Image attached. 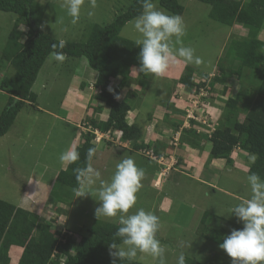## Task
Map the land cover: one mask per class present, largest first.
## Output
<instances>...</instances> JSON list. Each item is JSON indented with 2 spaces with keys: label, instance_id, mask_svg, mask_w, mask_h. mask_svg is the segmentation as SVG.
<instances>
[{
  "label": "rangeland",
  "instance_id": "rangeland-1",
  "mask_svg": "<svg viewBox=\"0 0 264 264\" xmlns=\"http://www.w3.org/2000/svg\"><path fill=\"white\" fill-rule=\"evenodd\" d=\"M37 1L47 7L42 20L43 32L58 41L63 40L70 43L87 42L95 26L111 23L119 10L125 9L132 2V0H96V7L92 9L91 0H85L79 21L72 24V18L67 15L66 9L62 6L64 0ZM154 3L158 8L163 9L158 1ZM178 3L184 9L180 16L186 25V35L182 38L181 44L179 41L175 43V47H192L195 49V55L201 57L203 63L197 66L194 63L186 64L182 58L177 59L191 67L195 75L199 76L210 75L213 72L211 77H214L221 74L219 67L226 68L228 71L235 68L232 67L234 64L237 67L239 62L233 64L231 58L227 56L228 48L233 40H241L239 38L245 37L247 32L240 25L231 28L210 19L211 7L209 5L197 0H178ZM89 11H94L95 14L89 17ZM16 19L15 14L0 12V67L6 69L0 73V81L4 76L10 78L14 75L13 68L8 65V62L1 59V55ZM133 21L126 25L121 36L136 42L140 38V34L134 30ZM21 28L26 32V23ZM259 38L264 41V30ZM93 72L95 77L92 75ZM249 74L246 72L242 77L247 78ZM131 75L132 81L122 89L118 100L123 102L128 95L127 91L131 107L134 106L137 99H143L146 103L144 115L154 110L151 107L156 105V101L158 102L164 97L168 100L170 98L168 94L171 93L170 90L167 92L168 87L170 89L172 85L176 84L173 82L171 85L164 82L160 84V80L156 76L141 83L135 78L136 71H133ZM96 76V72L90 69L85 58H65L63 62H59L54 58V55H50L32 89L37 96L36 109L28 107L23 110L11 130L5 136L0 137V199L17 207L5 242H3V248L1 247L0 250V264H18L21 252H23L29 237L33 234L36 225L43 219L51 223L54 230L61 233H65L69 229L80 231L87 226H93L98 220L119 224V214L116 217L101 216L98 219L95 216V209L99 206L98 196L95 195L100 188L99 180L92 188L93 197L91 195L78 197L76 193L73 202L65 206L67 208L65 213L58 210L54 214L53 210H47L53 201L49 200L50 197L45 186L55 184L54 172L66 170L67 162L62 163L59 157L65 151L75 147L76 137L79 138V134L83 135L82 129L80 128V131L78 127L74 126L72 118L69 117L68 110L62 103L63 97L67 96L68 99H71L66 92L70 86L76 83L73 80L75 77L80 82L90 84V82L96 81ZM199 76H195L196 79H201ZM230 79L233 82L237 81L235 76H227L226 81ZM244 82L242 84L247 87L246 79ZM119 84L120 79L112 74L109 90L113 91L118 88ZM218 84L216 83V85ZM235 84L238 85L237 82ZM150 86L152 88L148 91ZM135 87L139 89L135 91ZM182 90L184 91L185 88ZM96 92L98 93V91ZM145 92L148 94L145 95ZM171 96L174 98L173 93ZM213 96L219 95L213 93ZM210 98L211 96L203 99L208 102ZM8 100L9 95L0 89V115ZM166 100L163 103L168 102ZM179 102L183 103L180 100ZM172 105L173 111L176 110V104L172 103ZM206 107V110H195V115L201 119L204 118L208 124L214 121L213 123L220 128L219 120L223 119L222 112L218 114L213 109L212 103L209 106V102ZM170 109L169 107V111ZM172 112L170 114L174 116ZM244 115L240 116L239 121H243ZM84 122L91 121L86 119ZM199 127L200 125L197 126V128ZM186 130L188 129H185L184 125L179 128V131L183 133L179 137L180 142L189 139L185 133ZM170 131V135L172 134L176 138L177 135L174 133L176 128ZM128 144L119 143L114 146L104 139L97 147L98 151L90 166L101 173L100 179L104 181H110L116 170V164L129 156L135 160L138 167L145 170V176L141 181L142 187L136 194L137 202L133 208L129 209V214L143 208L159 217L160 228L157 238L165 247L166 264H177V258L181 252L185 257L192 258L202 264H232V258L219 247V244L207 239L202 234L209 235L225 230L227 235L231 229L243 226L234 215L229 214V209L252 195L247 181L249 165L248 162L246 163V155L237 151L234 158L238 167H227L226 162L222 161L225 169L216 172L215 175L210 174L209 178L213 180L212 183L219 186L217 190L195 182L194 178L199 174L192 171H188L180 178L175 174L169 175V177L165 176L167 178L160 175L161 178H165L163 184L160 188H154L152 187L153 177L159 175L163 168L165 169L164 165L168 166L172 162L170 157L173 156V162H175L173 166L178 167V158H181L177 153L179 147H175L176 151L173 154L163 155L165 162L159 166L154 160L143 157L131 148H126ZM107 145L111 147H107ZM148 148L154 150V147ZM187 157L185 155L181 159L185 161L188 159ZM208 160H210L209 157ZM171 169L173 170V168ZM169 170L168 167L165 174H169ZM45 175L47 176L44 178ZM32 180L35 181L33 184ZM36 182L42 186L38 187L39 198L32 201L29 198L32 195L29 196L26 192L37 188ZM36 202L39 204L36 205ZM20 210L30 211L34 214L27 218L25 213L19 212ZM207 214L209 217L204 220ZM181 241L185 242L184 247H180ZM132 261L141 264H158V261L150 255L139 252Z\"/></svg>",
  "mask_w": 264,
  "mask_h": 264
},
{
  "label": "trees",
  "instance_id": "trees-1",
  "mask_svg": "<svg viewBox=\"0 0 264 264\" xmlns=\"http://www.w3.org/2000/svg\"><path fill=\"white\" fill-rule=\"evenodd\" d=\"M155 1L170 14L182 15L184 12L178 0H153ZM197 1L211 7L209 17L213 21L228 27L240 25L248 32L246 38L233 40L228 48L227 56L231 58L232 63L240 64L238 63L237 67L232 64L236 69L231 68L230 71L219 67L221 74L215 75L211 80L212 95L215 84H226L227 76L236 77L240 82V90L235 97L225 102V119H221L220 128L217 127L211 137L203 133L212 145L210 161H225L227 167H233L237 151L246 154L247 158L249 153L254 152L259 158L255 164L249 165L248 174L256 172L264 178V41L259 38L264 30V0ZM46 9V5L37 0H0V12L17 16L1 55V59L13 68L14 75L10 78L4 76L0 81V89L9 95L8 103L0 115V137L11 130L23 110L28 107L36 109L37 96L32 89L48 57L56 52H62L67 59L85 58L90 69L97 74L93 86L109 109V115L105 122L91 120L90 125L104 133L121 132L124 142L134 143L133 151L148 148L144 145L141 128L134 124L130 125L127 121L128 113L132 109L128 102L129 94L123 102L118 100L122 89L132 81L133 71L137 72L136 80L141 83L154 77L153 74L140 70L138 61L140 49L136 42L121 36L126 25L142 11L138 0H132L128 7L119 10L111 23L95 26L87 42H65L63 49L53 48V45H58L60 41L42 30ZM25 23L26 32L21 28ZM4 71L6 69L0 67V73ZM246 72L250 74L243 78L242 75ZM112 74L120 79V84L118 88L110 91ZM194 76V70L186 66L178 81L179 85L190 92L194 87L200 88L203 85L196 84V81H207L211 78V74L203 75L201 79L195 81ZM245 79L247 87L242 84ZM178 113L181 115L182 123L175 125L176 130L184 124L186 117L184 110H174V114L179 115ZM242 114H245L244 119L239 121ZM192 124L196 123L192 121ZM186 131H192L194 134L196 132L193 129ZM82 136V145L75 149L80 153V159L75 163H68L66 170L57 176L50 192V199L53 202L58 201L65 206L73 202L79 188L73 169L89 166L95 156L94 154L90 161L87 160V150L90 147L97 149L93 141L95 135L83 132ZM173 149L175 151V146ZM155 154L157 158L163 155L156 151ZM16 211L15 205L0 199V250ZM208 217V214L205 215L204 220ZM118 227L119 224L98 220L93 226H87L80 231L69 229L61 233L43 219L36 225L18 264H112L109 245L121 242L115 236ZM202 235L220 245L226 231ZM122 264L141 263L125 259ZM185 264L202 263L185 257Z\"/></svg>",
  "mask_w": 264,
  "mask_h": 264
},
{
  "label": "clouds",
  "instance_id": "clouds-1",
  "mask_svg": "<svg viewBox=\"0 0 264 264\" xmlns=\"http://www.w3.org/2000/svg\"><path fill=\"white\" fill-rule=\"evenodd\" d=\"M84 2L85 0H64L62 6L72 18V24L79 21ZM138 2L142 11L134 19L133 28L140 34L136 45L140 49L138 61L142 72L161 77L177 58H182L186 64L194 63L199 66L203 63L192 47H175V43L179 41L181 44L186 35V25L180 15L168 14L166 10L158 8L153 0ZM95 7L96 0H91V8ZM94 14V11L88 12L89 17ZM57 47L63 49L65 41L60 40L58 45H53V48ZM53 55L59 62L66 58L62 52ZM95 152L96 148L90 147L87 150V160L90 161ZM258 158L257 153H249V165L255 164ZM59 159L62 163H75L80 159V153L70 149L62 153ZM73 172L79 182L78 197H93L92 188L97 180L100 181V188L95 193L99 202L95 209L97 219L101 216L116 217L119 214V227L115 236L121 242L109 245L112 264H117V261L122 264L125 259L133 260L138 252L150 255L158 264H166L165 247L157 238L159 217L143 208L129 214V209L137 202L136 194L142 187L141 181L145 176V170L138 167L131 156L116 164L110 181L101 180V173L90 165L77 167ZM247 181L251 188V197L229 209V214L234 215L243 226L231 229L219 247L232 258V264H264V178L252 172L247 176ZM184 246L185 242L181 241L180 247ZM177 264H185V255L182 252L177 258Z\"/></svg>",
  "mask_w": 264,
  "mask_h": 264
},
{
  "label": "crops",
  "instance_id": "crops-1",
  "mask_svg": "<svg viewBox=\"0 0 264 264\" xmlns=\"http://www.w3.org/2000/svg\"><path fill=\"white\" fill-rule=\"evenodd\" d=\"M236 26L237 25H234L231 28H234ZM247 34H248V32L246 33L245 37H240L239 39L246 38ZM185 67H186V65L177 59L175 63L170 64L168 70L165 72V74L163 76L157 77V79L160 80V84L162 82H164L166 84L169 83L170 85L172 82L176 83L175 85H172L170 89L168 87V90H167V92H169V90H170L171 93L174 94V98H172L171 93H170V94H168L170 97L168 100H166L164 97V99L162 98L158 102L156 101V105L154 107H151V108H154V110L152 112H148L145 115L143 114V112H144V108H145L146 103L144 102L143 99L139 98L140 100L137 99V101L134 103V106L132 107L131 111L128 113L127 119L129 121V124L130 125L131 124L137 125L143 131L144 145L148 146V147H154V150L156 152L162 153L163 155H168L169 153L173 154V151H174L173 146L175 143L174 142L175 137L171 134L173 136L172 137L169 132H171L170 130H172V129L175 130L176 124L182 123L181 115L179 113H178L179 115L174 114V111L172 109V107H173L172 103L176 104V106H177L175 108L176 111L177 110H181V111L184 110V106H182L181 102L178 103V101H179L178 98L180 97L178 95L180 94V95L186 97L187 96V94H186L187 89H185L183 91L182 89L184 87L180 86L178 81H179L181 75L183 74ZM211 74H213V72ZM92 75L95 77L94 72ZM195 76H199V75H195ZM195 76H194L193 80L196 81L198 79H196ZM199 77H201V76H199ZM135 78H137V76ZM73 80L76 83H74L72 86H70L66 92V94L71 99H68L67 96H65V97H63L62 103L67 108L68 113H69L68 115H69V117L72 118V120L74 122V126L78 127V129L80 130V125L86 119H89L90 121L93 120V121H98V122H105L108 118V115H109V109L107 108L105 103L102 101V99H100L99 94L94 89L93 84H95V81H93V83L90 82V84H88L87 82H80V80H78L77 77H75ZM236 82L238 83V85L235 84ZM151 88H152V86H150L148 88V91ZM213 88H214V95L217 94L219 96H215V97L213 96L212 97V94H211L209 106H210V103H212L213 109L218 114L222 112V114H223L222 118L225 119V116H224V114H225L224 113L225 112V108H224L225 102L228 101L230 98L236 96V94L240 90V82L239 81L233 82V80L230 79L229 81H227L226 84H223V83L218 84V85L215 84V86ZM134 89L136 91L139 88L135 87ZM224 91L227 93H224ZM147 92H145V95ZM124 93H125V91L123 92V94ZM126 94H129V92L127 91ZM164 94L166 95V93H164ZM142 96H143V94H142ZM164 100H166L168 102L163 103ZM161 105H164L165 107H162ZM169 107L171 108L170 111L171 112L173 111L172 114L174 116H171V114H170L171 112L169 111ZM206 109H207V107H206ZM69 122H71L70 119H69ZM219 123L221 124V119L219 120ZM178 131H179V129L176 130L175 132L174 131L173 132L176 135V133ZM185 133L189 136V139H187V140L184 139L183 141L179 142V146H178L179 149H178L177 153L180 154L181 158H183L185 155L188 156L187 157L188 159L184 161L183 159L178 158V167H176V166H173L174 165L173 163H175V162H173V156L170 157L172 162L169 165V169H170L169 172L170 173L167 174V177H169V175L172 176L175 174L178 178H180L184 174H186L188 171H192V172H195L196 174H199L197 176L195 175L196 176V178H194L195 182L199 183L200 185H203L204 187L210 188L212 190L219 189V186L212 183L213 180L209 177L211 175H215L216 172H221V170L225 169L224 165H223L224 162H222L220 160H213V161L208 160L209 153L212 149V145L210 142L207 141V138H205L203 136V133L197 134L195 132V134H194L192 131L191 132L185 131ZM178 134H179V132H178ZM181 135H183V133ZM82 137L83 136L80 134H79V138L76 137L75 147H73L72 149L75 150L77 147L82 145ZM179 137H180V135H178V139H179ZM107 147H111V146L107 145ZM97 151H98V149H96V152ZM245 159H246V163L248 162L247 164L249 165L247 155L245 156ZM218 162H219V164H218ZM67 165H68V163H67ZM67 165H66V167H67ZM222 165H223V167H222ZM181 167H182V169H181ZM233 167L234 168L238 167L236 165V160H235V164ZM159 168H161V167H159ZM171 168H173V170ZM245 168H246V166H245ZM61 171H63V170H60L58 172H54L53 179L55 181H56L57 176L59 175V173ZM154 175H156V174H154ZM46 176L47 175H45L44 178ZM167 177H165V178H167ZM165 178L160 179V173H159V175L154 176L153 182H152V187L160 188L162 186ZM31 182L33 184V182H35V181L32 180ZM36 184H37V188L32 189V191L26 192V194L28 193L29 196L32 195L31 197H29L30 200H32V201H36V199L39 198L38 197V187L40 188V186H42L41 184H38L37 182H36ZM53 185L51 186V184H48V186H45L46 192L48 193L49 197H50V192L53 188ZM48 189H49V191H48ZM49 200H50V198H49ZM37 204H39V202H36V205ZM49 205L50 206H49V208H47V210H50V211L53 210L54 214L58 210H60L62 213H65V211L67 209L65 207V205H63L62 203H60L58 201L53 202L52 204H49ZM19 212H22L23 214L25 213L27 215V218H29V215L34 214V213H32L30 211H26V210H20ZM30 238H31V236L29 237V239ZM29 239H28V241H29ZM2 246H3V244H2ZM21 255H22V252H21Z\"/></svg>",
  "mask_w": 264,
  "mask_h": 264
},
{
  "label": "built area",
  "instance_id": "built-area-1",
  "mask_svg": "<svg viewBox=\"0 0 264 264\" xmlns=\"http://www.w3.org/2000/svg\"><path fill=\"white\" fill-rule=\"evenodd\" d=\"M213 79V76L211 78H209V80L205 81V80H201L199 82H197V84H203L200 88L194 87L190 92H186L187 96L184 97L182 95H179L180 97L178 98V100L182 101L183 106H184V112L186 113V117H185V122H184V127L185 129H193L194 131L197 132V134L199 133H204L206 135H208L209 137H211L212 133L216 130L217 128V124L213 123L214 121H212L211 123H207L205 122L204 118H199L198 116L195 115V110H204L206 108V106L208 105V102H206L203 98H207L209 96H211L212 94V87H211V80ZM210 119V118H209ZM192 121H194L196 124H192ZM200 125L199 128H197V126ZM204 127V128H203ZM204 131H201L203 129ZM81 129L83 130V132L85 134H87L88 132L92 133L95 135V138L93 139L94 144H100L104 139H106V141L110 144L118 145L119 143H129L127 145L126 148H131L133 149V142H124L122 139V133L119 131H108L106 133L101 132L98 129H94L90 123H82L81 125ZM201 129V130H199ZM179 132V134H178ZM176 133L177 137L174 138V146L177 148L179 146V142L180 139H178V135L181 136L182 132L178 131ZM130 145V146H129ZM139 154H141L143 157H146L147 159L150 160H154L157 164H159V166L161 165L162 162H165V158L162 155L160 158H157L155 151L151 150L149 148H144L141 149L140 151H137ZM170 164L164 165L165 169L161 170L160 175L165 177L167 176V174H165L167 172V169L169 167ZM167 166V167H166ZM167 168V169H166ZM165 174V175H164ZM161 179V177H160ZM70 235L72 236V234L70 233Z\"/></svg>",
  "mask_w": 264,
  "mask_h": 264
}]
</instances>
